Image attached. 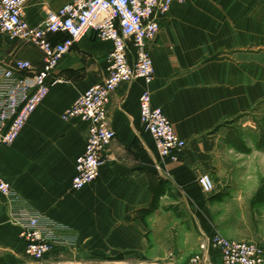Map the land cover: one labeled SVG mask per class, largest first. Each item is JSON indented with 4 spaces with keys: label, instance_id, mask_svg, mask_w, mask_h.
Returning <instances> with one entry per match:
<instances>
[{
    "label": "crops",
    "instance_id": "crops-1",
    "mask_svg": "<svg viewBox=\"0 0 264 264\" xmlns=\"http://www.w3.org/2000/svg\"><path fill=\"white\" fill-rule=\"evenodd\" d=\"M68 1L29 0L24 17L38 24L47 9ZM166 13L147 45L154 71L148 90L152 105L167 115L186 146L175 152V160H162L141 127L143 80L121 82L108 100L115 136L99 176L79 190L71 188L87 124L61 116L78 95L106 77L112 46L85 34L54 70L61 82L49 85L15 141L0 146V176L17 196L11 201L0 193V264H222L210 239L231 223L216 210L226 192L237 194L235 207L245 205L251 215L254 206L264 212V202L255 197L264 181L244 189L234 170L213 171L209 195L197 181L203 169L221 167L226 141H219V126L249 116L264 103V0H187L171 4ZM19 59L36 69L43 65L37 47L0 33V63ZM149 172L168 185L144 224L135 212L151 205L154 175ZM21 208L39 213L43 228L47 221L55 224L51 233L58 238L39 261L25 253L15 218ZM254 214L262 217L255 218V232L239 238L264 247V213Z\"/></svg>",
    "mask_w": 264,
    "mask_h": 264
},
{
    "label": "built area",
    "instance_id": "built-area-1",
    "mask_svg": "<svg viewBox=\"0 0 264 264\" xmlns=\"http://www.w3.org/2000/svg\"><path fill=\"white\" fill-rule=\"evenodd\" d=\"M28 1L0 0V33L34 45L43 61L40 69L23 59L0 63V146L15 141L30 114L47 95L49 85L61 82L53 75L60 59L82 36L92 32L112 46L107 56L106 77L78 95L61 116L87 124L85 148L75 159L71 188L79 190L99 176L106 161L105 152L115 136L107 115L108 100L121 82L135 78H141L146 86L138 97L141 127L152 136L162 160H175V152L184 148L186 142L162 109L152 105L148 85L154 71L147 45L159 32V20L171 4L187 0H69L58 9H47L44 19L35 25L24 17ZM61 33L65 36L57 38ZM197 181L205 194L214 190L207 173L199 174ZM0 193L8 200H17L10 183L1 176ZM15 218L20 224L25 253L39 261L58 238L51 233L55 224L47 221V227L43 228L40 214L26 208L19 209ZM210 242L219 250L222 264H264V247L257 241L225 238L215 233ZM199 258L195 255L194 261Z\"/></svg>",
    "mask_w": 264,
    "mask_h": 264
},
{
    "label": "rangeland",
    "instance_id": "rangeland-1",
    "mask_svg": "<svg viewBox=\"0 0 264 264\" xmlns=\"http://www.w3.org/2000/svg\"><path fill=\"white\" fill-rule=\"evenodd\" d=\"M219 127L217 134L219 141H226L225 147L222 148L226 156L220 158L221 167L219 169L209 167V169H203L201 173H207L213 181L212 174H215L213 171L234 170L236 182L241 183L244 189H250L258 182L264 181V103L249 116L224 122ZM237 145L249 150L242 152L237 148ZM226 193L224 202L222 200L219 209L216 208V210L221 214L226 213V218L227 220L231 219V223L223 227L224 231L219 234L225 238L240 240L242 239L239 238L241 235L255 232L253 231V228L257 227L255 218L262 217H258L260 214L254 213L264 212L263 209L254 206L252 207L253 215H251L246 210L247 206L235 207L233 200L236 199L237 194L234 191ZM252 218L255 219L254 223L250 222ZM261 226H263L264 236V219L261 221Z\"/></svg>",
    "mask_w": 264,
    "mask_h": 264
},
{
    "label": "trees",
    "instance_id": "trees-1",
    "mask_svg": "<svg viewBox=\"0 0 264 264\" xmlns=\"http://www.w3.org/2000/svg\"><path fill=\"white\" fill-rule=\"evenodd\" d=\"M237 148H239V150H241L242 152L245 150L246 151L249 150V149H244L243 147L239 145H237ZM152 175H154V177L149 182L150 190L153 193L151 205L148 208H139V210L135 212V216L137 218H140L142 223L144 224H145V217L149 213L153 212V210L159 206V203H160L159 197L165 192V190L167 189V185H168L166 181L156 176V175H159L157 172H149V176H152ZM255 197L256 199H258L260 203H263L264 202V189L263 188L259 189Z\"/></svg>",
    "mask_w": 264,
    "mask_h": 264
}]
</instances>
